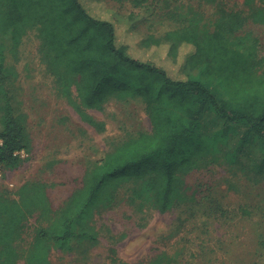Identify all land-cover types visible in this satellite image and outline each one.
<instances>
[{
    "label": "rangeland",
    "instance_id": "1",
    "mask_svg": "<svg viewBox=\"0 0 264 264\" xmlns=\"http://www.w3.org/2000/svg\"><path fill=\"white\" fill-rule=\"evenodd\" d=\"M88 1L110 10L124 30L122 42H137L149 34L182 28L190 20L207 19L218 0H151L141 7L130 0ZM223 1L247 12L240 34L264 55V28L251 18L245 0ZM251 6L256 9L257 0ZM38 33L36 26L23 35L0 37L4 44L0 131L8 99L26 115L27 139L16 164L0 165V195L18 200L23 185L41 183L52 208L58 210L87 184L108 154L153 129L143 98L117 92L108 94L101 108L87 109L93 123L86 121L74 106L76 81L67 88L58 83ZM128 52L132 58L156 62L138 45H131ZM200 135L208 148L182 176L184 183L168 211L158 210L146 188L127 183L112 203L95 213L92 225L98 242L76 244L73 251L53 246L51 261L115 264L116 257L118 264H264V145L247 125L228 123L213 109L207 112ZM48 223L38 213L25 220L22 246L27 248L37 229ZM111 248L116 250L113 256Z\"/></svg>",
    "mask_w": 264,
    "mask_h": 264
},
{
    "label": "trees",
    "instance_id": "2",
    "mask_svg": "<svg viewBox=\"0 0 264 264\" xmlns=\"http://www.w3.org/2000/svg\"><path fill=\"white\" fill-rule=\"evenodd\" d=\"M130 1L141 7L151 0ZM253 1L245 4L264 28V0H257L256 9ZM106 8L87 0H0V37L37 26L48 68L65 88L76 81L74 106L86 121L93 123L87 109L101 108L108 94L117 92L143 98L153 129L108 154L58 210L41 183L23 185L18 200L0 195V264H54L53 246L73 251L76 244L98 242L95 213L127 183L146 188L158 210L168 211L182 176L208 148L200 130L209 109L228 123L247 125L264 145V55L240 34L248 19L245 10L218 0L207 19L122 42L124 30ZM131 45L147 50L156 62L132 58ZM3 46L0 40V59ZM2 118L0 165L10 167L26 148V115L7 99ZM135 192L140 195L138 188ZM36 213L50 223L40 226L25 248L23 222Z\"/></svg>",
    "mask_w": 264,
    "mask_h": 264
}]
</instances>
